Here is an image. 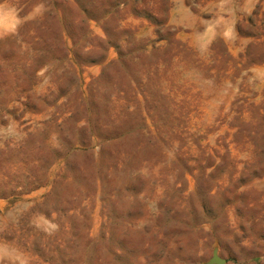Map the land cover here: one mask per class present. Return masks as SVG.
Returning <instances> with one entry per match:
<instances>
[{
	"label": "rangeland",
	"instance_id": "obj_1",
	"mask_svg": "<svg viewBox=\"0 0 264 264\" xmlns=\"http://www.w3.org/2000/svg\"><path fill=\"white\" fill-rule=\"evenodd\" d=\"M264 264V0H0V264Z\"/></svg>",
	"mask_w": 264,
	"mask_h": 264
},
{
	"label": "water",
	"instance_id": "obj_2",
	"mask_svg": "<svg viewBox=\"0 0 264 264\" xmlns=\"http://www.w3.org/2000/svg\"><path fill=\"white\" fill-rule=\"evenodd\" d=\"M226 259L220 257L217 252L214 253L213 257L210 260V263H216V264H225L226 263Z\"/></svg>",
	"mask_w": 264,
	"mask_h": 264
}]
</instances>
